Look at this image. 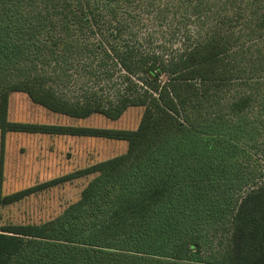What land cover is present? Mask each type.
<instances>
[{
    "label": "trees",
    "instance_id": "16d2710c",
    "mask_svg": "<svg viewBox=\"0 0 264 264\" xmlns=\"http://www.w3.org/2000/svg\"><path fill=\"white\" fill-rule=\"evenodd\" d=\"M52 113L134 130L7 121ZM0 132L126 151L0 198L91 175L38 225L0 227V264H264V0H0Z\"/></svg>",
    "mask_w": 264,
    "mask_h": 264
},
{
    "label": "rangeland",
    "instance_id": "374dc122",
    "mask_svg": "<svg viewBox=\"0 0 264 264\" xmlns=\"http://www.w3.org/2000/svg\"><path fill=\"white\" fill-rule=\"evenodd\" d=\"M141 111L137 107L129 108L115 120L98 114L76 119L52 113L33 104L24 93L18 92L9 96L7 121L134 130ZM126 148L124 141L95 137L0 132V198L118 156ZM91 178L89 175L40 188L9 205L0 204V227L38 225L57 217L66 206L78 199Z\"/></svg>",
    "mask_w": 264,
    "mask_h": 264
},
{
    "label": "crops",
    "instance_id": "0c3cea01",
    "mask_svg": "<svg viewBox=\"0 0 264 264\" xmlns=\"http://www.w3.org/2000/svg\"><path fill=\"white\" fill-rule=\"evenodd\" d=\"M62 126H66V125H62ZM71 137H74V136H71ZM93 165V164H92ZM91 166V165H90Z\"/></svg>",
    "mask_w": 264,
    "mask_h": 264
}]
</instances>
